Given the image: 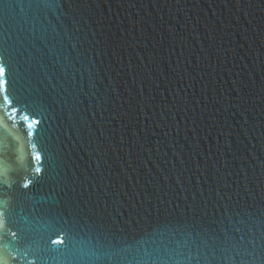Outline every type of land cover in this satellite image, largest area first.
Returning <instances> with one entry per match:
<instances>
[{"label": "water", "instance_id": "water-1", "mask_svg": "<svg viewBox=\"0 0 264 264\" xmlns=\"http://www.w3.org/2000/svg\"><path fill=\"white\" fill-rule=\"evenodd\" d=\"M2 264H264V0H0Z\"/></svg>", "mask_w": 264, "mask_h": 264}, {"label": "snow or ice", "instance_id": "snow-or-ice-1", "mask_svg": "<svg viewBox=\"0 0 264 264\" xmlns=\"http://www.w3.org/2000/svg\"><path fill=\"white\" fill-rule=\"evenodd\" d=\"M4 75V68L3 66H0V77H3ZM0 264H2V262H0Z\"/></svg>", "mask_w": 264, "mask_h": 264}]
</instances>
